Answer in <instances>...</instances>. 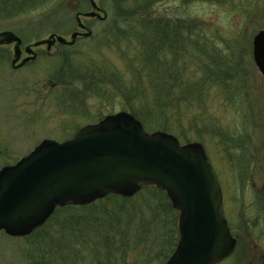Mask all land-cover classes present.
<instances>
[{"label":"rangeland","instance_id":"374dc122","mask_svg":"<svg viewBox=\"0 0 264 264\" xmlns=\"http://www.w3.org/2000/svg\"><path fill=\"white\" fill-rule=\"evenodd\" d=\"M94 1L99 7L103 5V0ZM169 4L167 8L176 16L199 24L201 28L193 34L202 38L199 46L204 52L190 50L189 55H202V64H196L197 68L208 71L207 63L223 84L211 92L209 109L200 108L192 115L197 125L183 121L181 128L169 134L184 145L202 143L216 173L225 217L232 231L237 232L233 231V235H241L236 253L222 264H264V252L253 254L250 246L251 225L258 222V218L247 217L250 199L264 202V154H250L264 151V78L255 70L248 52L242 58L241 51L235 48L241 41H247L248 45V41L264 29V0H190L185 5ZM91 12L90 0H47L43 5H34L13 19L0 22V40L10 35L21 40L22 54L16 66L33 54L38 58L33 66L14 69L16 44L0 45V170L26 157L44 140H69L81 128L122 112L123 101L115 96L103 104L104 108L100 106V111L99 103L90 97H79L57 87L55 75L50 73L54 63L44 57L61 51L60 44L50 47L44 43L34 47L47 42L52 35L70 42L72 35L78 32L82 37L79 40L88 39L84 37L87 32L79 29L77 15L88 31L96 35L102 28L100 21L104 14H99L100 18L85 16ZM185 41L186 37L180 40ZM29 46H33V53L26 51ZM88 46L93 45L90 42ZM88 46H81L85 50L75 58L84 59L90 50ZM103 51L108 59L116 58ZM185 136L190 142L182 139ZM253 177L256 187L252 188L249 183L253 182ZM126 205L113 207L119 214L114 212L118 216L112 222L116 248L110 264H162L171 248L162 247L164 239L159 232L166 230V216L160 212V220L153 221V215L148 214V208L140 207L138 200ZM260 225L259 233L264 230V215ZM175 234L173 240L178 239V219ZM255 241L264 248V237H256ZM34 247L25 238H12L0 232V264H38ZM85 259L78 264H86ZM90 264H98L97 259L90 258Z\"/></svg>","mask_w":264,"mask_h":264},{"label":"trees","instance_id":"16d2710c","mask_svg":"<svg viewBox=\"0 0 264 264\" xmlns=\"http://www.w3.org/2000/svg\"><path fill=\"white\" fill-rule=\"evenodd\" d=\"M43 2L47 0H0V22ZM170 2L185 5L190 0H103L100 9L106 18L100 21L102 28L96 35L60 46L61 51L44 57L54 63L50 73L55 75L56 86L90 97L99 103L100 111L115 96L123 101L122 111L131 113L148 132L173 133L183 121L197 125L192 115L200 108L208 110L211 92L223 84L207 63L208 71L197 68L203 57L189 55V51L204 52L199 46L202 38L193 34L201 27L169 11ZM184 37L187 41L180 42ZM81 46L90 50L78 60L75 57L85 50ZM103 49L116 58L108 59ZM182 139L190 142L186 136ZM137 200L140 207L148 208L153 221L160 220V212L166 216V230L159 231L164 239L162 247H171L162 261L166 264L178 242L177 237L173 240L178 213L166 193L153 186L142 188L133 198L109 195L88 206L57 208L50 220L25 240L35 246L38 264H78L88 257L86 264L90 258L98 264H110L116 248L112 234L113 218L119 214L116 209ZM103 253L105 257L100 256Z\"/></svg>","mask_w":264,"mask_h":264},{"label":"water","instance_id":"95a60500","mask_svg":"<svg viewBox=\"0 0 264 264\" xmlns=\"http://www.w3.org/2000/svg\"><path fill=\"white\" fill-rule=\"evenodd\" d=\"M93 12L101 11L90 0ZM106 18V14L104 18ZM79 29L87 28L77 15ZM52 35L57 43L74 45ZM92 35L87 31L84 37ZM16 44L14 68L20 65L21 40L10 35L2 44ZM26 51L33 53L29 46ZM254 59L264 75V30L254 40ZM165 192L178 212V244L166 264H219L235 251L223 209L222 190L201 143L182 145L168 133H149L128 112L110 115L85 126L63 142L44 140L16 164L0 170V232L25 238L44 226L57 208L88 206L109 195L132 198L143 187Z\"/></svg>","mask_w":264,"mask_h":264},{"label":"flooded vegetation","instance_id":"af4514ba","mask_svg":"<svg viewBox=\"0 0 264 264\" xmlns=\"http://www.w3.org/2000/svg\"><path fill=\"white\" fill-rule=\"evenodd\" d=\"M256 35L253 37L252 41H248V45H247V41H241L240 45H238L235 48L238 49L239 51H241L242 58L246 57L247 52H248V56L250 55L249 57L252 58V63L254 64V68H256L255 70L257 71L259 76L264 78V75L260 72L258 66L255 63V59H254V40H255ZM80 38H82V37L80 36ZM249 44H250V46H249ZM248 46H249V48H248ZM247 154H249V153H247ZM250 154H264V151L262 153H254V152H252ZM262 172H264V169H263ZM249 177H250V174H249ZM249 184H250V186L252 188L256 187V183L254 182V177H253V182L249 183ZM247 212L249 213V215H247L248 218H249V216H250V219H252L253 217H255V219L258 218V222H253L252 225H251L252 236L249 237V238H251V245H250L251 249H252L251 252L253 254H262L264 252V248L261 247V246H258L257 244H255L256 243L255 238L257 237V238L260 239L261 237H264V230L261 233L258 232L259 227L261 226L260 223L262 221V216L264 215V202L263 201L261 202L259 200L257 202L256 200H254V198L250 199V201L248 203V211ZM251 221H253V220H251ZM230 229H231V233L233 235V231L234 230L232 231V227L231 226H230ZM235 232H236V230L234 231V233ZM233 237H234V239L237 242V248H238L239 244H240V240H241V235L236 234V236H235V234H234Z\"/></svg>","mask_w":264,"mask_h":264}]
</instances>
